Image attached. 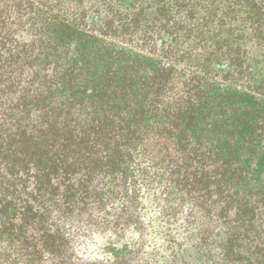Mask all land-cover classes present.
<instances>
[{
    "label": "trees",
    "instance_id": "obj_1",
    "mask_svg": "<svg viewBox=\"0 0 264 264\" xmlns=\"http://www.w3.org/2000/svg\"><path fill=\"white\" fill-rule=\"evenodd\" d=\"M0 264H264V0H0Z\"/></svg>",
    "mask_w": 264,
    "mask_h": 264
}]
</instances>
